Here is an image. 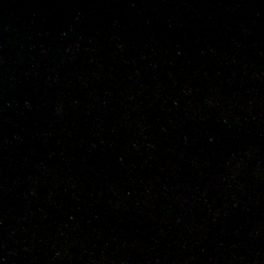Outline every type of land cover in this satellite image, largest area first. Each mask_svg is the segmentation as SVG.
I'll list each match as a JSON object with an SVG mask.
<instances>
[{
  "label": "water",
  "instance_id": "95a60500",
  "mask_svg": "<svg viewBox=\"0 0 264 264\" xmlns=\"http://www.w3.org/2000/svg\"><path fill=\"white\" fill-rule=\"evenodd\" d=\"M0 264H264V0H0Z\"/></svg>",
  "mask_w": 264,
  "mask_h": 264
}]
</instances>
